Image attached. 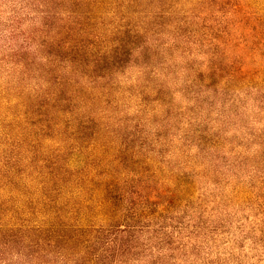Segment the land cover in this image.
Instances as JSON below:
<instances>
[{"label": "trees", "instance_id": "obj_1", "mask_svg": "<svg viewBox=\"0 0 264 264\" xmlns=\"http://www.w3.org/2000/svg\"><path fill=\"white\" fill-rule=\"evenodd\" d=\"M103 7L93 0L87 14L54 19L42 12L41 66L16 59L15 76L0 84V264H171L161 212L189 195L190 184L173 170L162 175L164 153L187 159L176 171L198 176L187 146L221 138L192 99L174 105L176 61L194 79L188 87L204 85L230 102L247 90L264 110V62L251 60L248 46L226 57L233 24L216 29L193 15L145 26L116 12L105 17ZM195 51L204 62L188 61ZM224 111L216 112L221 123ZM172 121L196 142L184 135L175 148Z\"/></svg>", "mask_w": 264, "mask_h": 264}, {"label": "rangeland", "instance_id": "obj_2", "mask_svg": "<svg viewBox=\"0 0 264 264\" xmlns=\"http://www.w3.org/2000/svg\"><path fill=\"white\" fill-rule=\"evenodd\" d=\"M103 2L105 17L110 18L116 12L127 21L145 26L152 22H187L193 15H199L203 22L216 29L233 24L230 26L232 42L225 50L226 57H233L235 47L248 46L251 47L249 52L253 51L250 55H254L251 60L264 62V51H261L264 47V0ZM92 3L93 0H82L81 4L71 5L53 0L48 5L42 0H0V84L9 79L7 73L12 78L15 76L12 68L16 59L28 62L30 67L41 66L42 12H48L53 19L63 18L64 14L68 16L70 12L87 14L92 10ZM86 17L85 23L88 22ZM246 18L250 23L245 22ZM175 33L159 30L164 40L174 38ZM195 53L193 60L188 61L196 65L204 62L205 57L199 51ZM184 65V62L176 61L170 70L168 80L174 91V105L186 107L192 99V104L200 106L202 117L215 121L210 125L216 129L221 128L222 139H206L215 146H196L195 143H190L192 148L187 146L186 150L192 151L190 158L196 153L201 156L203 150H207L205 156L196 159L200 162L192 157L194 163L201 164L198 176L192 171L189 174L182 169L176 171L187 159L179 155L167 157L164 153L168 167L165 166L162 175H168L171 170L181 174L182 180L178 183L190 184V191L189 195L179 196L178 201L161 212L160 224L165 227L170 240L169 249L162 251V255L171 264H264V110H260L263 102L256 94L247 95V90L240 89V94L233 96L234 101L230 102L228 95L214 94V90L209 92L204 85L188 87L186 83L194 79L186 76L187 71L179 72ZM223 104L224 121L221 123V120L217 121L219 115L216 112ZM172 124L174 128L170 132L177 137L174 145L177 148L184 143L178 139L186 131L179 122L172 121ZM152 128L146 126L148 131ZM190 135H185L186 142H196Z\"/></svg>", "mask_w": 264, "mask_h": 264}]
</instances>
